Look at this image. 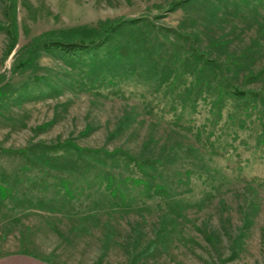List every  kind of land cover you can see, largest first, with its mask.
I'll return each mask as SVG.
<instances>
[{
  "label": "rangeland",
  "instance_id": "1",
  "mask_svg": "<svg viewBox=\"0 0 264 264\" xmlns=\"http://www.w3.org/2000/svg\"><path fill=\"white\" fill-rule=\"evenodd\" d=\"M171 1L15 0V20L10 22L11 10L0 0V84L8 81V87L24 95L0 107L2 146L73 138L83 146L120 147L141 156H164L170 151L188 156L190 152L208 170V176L203 175L208 181L193 177L191 189L176 194L171 203L155 197L145 203L137 200L129 208L105 205L84 214L66 206L44 208L23 198L9 199L0 206V254L21 250L50 264H264V184L258 178L247 179L264 175V160L253 157L251 146L238 145L244 146L238 156H243L242 164L249 159L243 167L239 158L237 162L230 156L210 155L190 132L146 111L142 96L131 93L148 80L137 71L112 76V71L104 70L106 76L91 82L89 58L84 64L45 50L36 54L30 66L12 70L15 61L29 55L26 48L31 39L47 29L93 26L118 16L142 17L153 20L160 33L171 39L176 36L174 29L187 33V46L193 43L221 61L227 51L239 52L254 39L248 69L237 70L226 62L225 66L237 85L264 88V71L262 79L246 77L248 70L264 65V0L255 1L258 10L247 18L224 13L212 0L209 18L198 16L191 25L181 21L187 13L181 6L166 9ZM213 38L226 43L210 45ZM11 39L15 43L9 50ZM129 60L139 61L135 54L125 59ZM110 77L116 84L106 81ZM116 87L124 92H107ZM174 145L179 146L171 150ZM16 160L3 157L1 163L9 168ZM13 204L16 208L9 209ZM161 225L164 230L144 250ZM209 233L216 238L210 239Z\"/></svg>",
  "mask_w": 264,
  "mask_h": 264
},
{
  "label": "trees",
  "instance_id": "2",
  "mask_svg": "<svg viewBox=\"0 0 264 264\" xmlns=\"http://www.w3.org/2000/svg\"><path fill=\"white\" fill-rule=\"evenodd\" d=\"M255 1L217 0V3L224 13L247 18L258 10ZM5 2L13 22L15 0ZM211 4L212 0H172L166 9L181 6L187 12L181 21L191 25L198 16L209 18L207 7ZM259 28L262 29L261 24ZM173 33L176 36L171 39L160 33L153 20L125 16L100 20L93 26L78 24L66 30L47 29L31 39L26 48L29 55L15 61L12 70L30 66L36 54L45 50L73 62L86 64L84 61L89 58L87 77L91 82L100 75L106 76L104 70L112 71V76H131L137 71L138 76H147L148 80L142 89L131 93L142 96L146 111L190 132L210 155L230 156L237 162L239 158L243 167L249 164V159L242 164L243 156L238 157L240 152L243 155L244 146L238 148L242 143L254 149V158L264 160V88L237 85L225 66L226 62L237 70L248 69L256 41L252 39L239 52L227 51L221 61L193 43L187 46V33L179 29ZM14 43L11 39L9 50ZM225 43L220 38L209 42L214 46ZM131 54L139 61L126 62ZM263 71L264 65L248 70L246 77L249 81L262 79ZM106 81L116 84L112 77ZM8 86V81L0 84V107L24 96L16 87ZM107 92L123 93L124 90L116 87ZM251 137L253 142L249 140ZM3 157L17 160L7 168L1 163ZM201 161L197 155L190 156V152L188 156L179 151H170L164 156H141L120 147L83 146L73 138L49 143L32 141L22 147L0 144V206L9 199L13 202L23 198L35 206L58 209L66 206L71 212L86 214L105 205L129 208L137 200L145 203L155 197L171 203L176 200V194L191 189L193 177L207 180L203 175L208 170ZM257 178L264 184V175L247 179ZM212 185L216 189V184ZM11 208L16 207L13 204ZM162 230V225L156 228V235L144 250L154 244ZM208 237L216 238L210 233Z\"/></svg>",
  "mask_w": 264,
  "mask_h": 264
},
{
  "label": "crops",
  "instance_id": "3",
  "mask_svg": "<svg viewBox=\"0 0 264 264\" xmlns=\"http://www.w3.org/2000/svg\"><path fill=\"white\" fill-rule=\"evenodd\" d=\"M0 264H50L44 257L26 251L0 254Z\"/></svg>",
  "mask_w": 264,
  "mask_h": 264
}]
</instances>
